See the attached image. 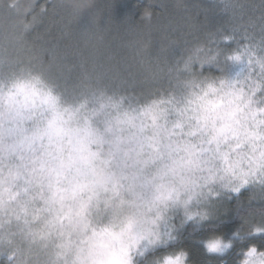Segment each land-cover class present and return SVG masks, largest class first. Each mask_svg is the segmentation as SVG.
<instances>
[{
  "label": "clouds",
  "instance_id": "clouds-1",
  "mask_svg": "<svg viewBox=\"0 0 264 264\" xmlns=\"http://www.w3.org/2000/svg\"><path fill=\"white\" fill-rule=\"evenodd\" d=\"M0 264H264V0H0Z\"/></svg>",
  "mask_w": 264,
  "mask_h": 264
}]
</instances>
